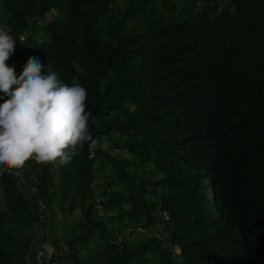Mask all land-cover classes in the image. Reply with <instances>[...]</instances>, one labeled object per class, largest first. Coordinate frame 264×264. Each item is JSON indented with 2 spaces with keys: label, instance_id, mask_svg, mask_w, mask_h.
Segmentation results:
<instances>
[{
  "label": "trees",
  "instance_id": "16d2710c",
  "mask_svg": "<svg viewBox=\"0 0 264 264\" xmlns=\"http://www.w3.org/2000/svg\"><path fill=\"white\" fill-rule=\"evenodd\" d=\"M0 26L15 73L39 58L95 117L94 148L28 160L38 197L80 208L67 264H176L174 246L264 264V0H0ZM16 182L0 173V264H20L35 217Z\"/></svg>",
  "mask_w": 264,
  "mask_h": 264
},
{
  "label": "clouds",
  "instance_id": "9594fccd",
  "mask_svg": "<svg viewBox=\"0 0 264 264\" xmlns=\"http://www.w3.org/2000/svg\"><path fill=\"white\" fill-rule=\"evenodd\" d=\"M16 42L0 26V168L20 169L34 159L37 163L67 164L87 142L89 149L97 140L90 134L86 112V89L68 85L58 73L30 57L17 77L7 61ZM15 86V87H13Z\"/></svg>",
  "mask_w": 264,
  "mask_h": 264
},
{
  "label": "rangeland",
  "instance_id": "374dc122",
  "mask_svg": "<svg viewBox=\"0 0 264 264\" xmlns=\"http://www.w3.org/2000/svg\"><path fill=\"white\" fill-rule=\"evenodd\" d=\"M49 15L48 17H50ZM9 67H13L10 63V58L7 61ZM24 67L21 69L23 72ZM17 77L21 74L20 72L15 73ZM15 87V86H13ZM1 94V93H0ZM0 103H3L0 101ZM110 143L107 137H104L102 146H108ZM120 156L128 157V152H117ZM55 168V166L53 167ZM3 170H7L13 173L16 178L17 187L24 192L27 197H30V204L33 208V216L35 217L29 222L26 223L24 228L25 236H27L25 246L21 253H19L20 264H52V261H49V258H42L43 254L49 249L50 252L47 255H53V258H59L62 264H67L65 261L66 258L63 256L67 255L70 251L69 249V240L73 238V233L75 226L78 223L81 211L80 208H75L71 213H64L58 206V194L55 195V201L52 204H47L43 199L38 197L32 189L36 183V170L33 166L27 161L25 165L20 169H7L0 168V173ZM56 180V176L54 177ZM151 187V185H149ZM93 198L98 199L96 192H93ZM41 199L44 202L42 210L36 205V199ZM0 195V207L1 203ZM98 211L102 210L98 208ZM171 226L167 222L157 224L155 230L162 235H165L169 232ZM134 236V231L126 232V238H132ZM24 239V242H25ZM170 246H174L170 244ZM175 258L177 260L176 264H183V259L179 255V248L174 246ZM43 259V261H42ZM80 264H84L83 262Z\"/></svg>",
  "mask_w": 264,
  "mask_h": 264
},
{
  "label": "built area",
  "instance_id": "2783aa9c",
  "mask_svg": "<svg viewBox=\"0 0 264 264\" xmlns=\"http://www.w3.org/2000/svg\"><path fill=\"white\" fill-rule=\"evenodd\" d=\"M12 173V172H11ZM32 191L37 194V188L36 186L33 187ZM0 195H1V189H0ZM45 202V201H44ZM44 202L41 200V199H36V205L38 206V208L40 210H42L43 206H44ZM46 203V202H45ZM50 252V250L48 249L42 256V258H49V261H52V264H62L61 260L59 258H53V255L54 254H50V255H47V253ZM51 253V252H50ZM43 261V259H42Z\"/></svg>",
  "mask_w": 264,
  "mask_h": 264
}]
</instances>
